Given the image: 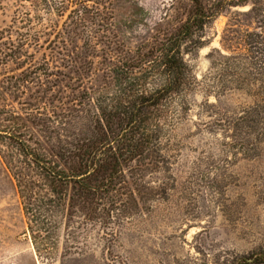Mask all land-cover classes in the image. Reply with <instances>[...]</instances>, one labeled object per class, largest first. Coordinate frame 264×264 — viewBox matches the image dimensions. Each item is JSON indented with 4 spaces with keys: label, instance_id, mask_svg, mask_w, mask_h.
<instances>
[{
    "label": "rangeland",
    "instance_id": "374dc122",
    "mask_svg": "<svg viewBox=\"0 0 264 264\" xmlns=\"http://www.w3.org/2000/svg\"><path fill=\"white\" fill-rule=\"evenodd\" d=\"M236 1L205 0L222 10L205 46L183 55L193 85L156 112L149 169L125 171L138 209L107 223L75 211L54 261L39 260L26 235L13 176L25 167L0 138V264H264V0ZM190 7L0 0V136L12 124L47 152L88 138L113 69L172 35ZM123 205L125 197L115 208Z\"/></svg>",
    "mask_w": 264,
    "mask_h": 264
},
{
    "label": "trees",
    "instance_id": "16d2710c",
    "mask_svg": "<svg viewBox=\"0 0 264 264\" xmlns=\"http://www.w3.org/2000/svg\"><path fill=\"white\" fill-rule=\"evenodd\" d=\"M249 1L237 0L234 7ZM221 10L220 2L207 6L205 0H191L184 23L172 35L128 65L116 66L109 103L98 105L88 138L71 148L48 152L33 148L25 132L12 124L5 128L0 138L11 144L25 167L13 176L27 221L26 235L39 260H55L61 226L75 211L90 221L107 223L117 214L132 215L138 209L140 191L125 171L149 169L152 144L158 136L156 112H163L171 99L192 87L194 77L183 55H197L205 46V29ZM122 197L128 207L115 208ZM258 261L263 259L258 257Z\"/></svg>",
    "mask_w": 264,
    "mask_h": 264
}]
</instances>
